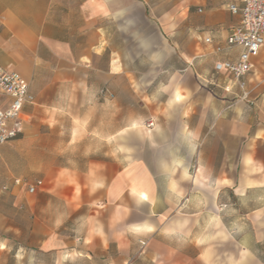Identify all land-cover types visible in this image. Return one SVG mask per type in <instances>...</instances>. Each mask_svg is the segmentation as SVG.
<instances>
[{
    "label": "crops",
    "instance_id": "0c3cea01",
    "mask_svg": "<svg viewBox=\"0 0 264 264\" xmlns=\"http://www.w3.org/2000/svg\"><path fill=\"white\" fill-rule=\"evenodd\" d=\"M230 2L0 0V65L34 95L0 171L86 158L43 160L35 193L0 173V264H264V45L242 98L213 70Z\"/></svg>",
    "mask_w": 264,
    "mask_h": 264
},
{
    "label": "built area",
    "instance_id": "2783aa9c",
    "mask_svg": "<svg viewBox=\"0 0 264 264\" xmlns=\"http://www.w3.org/2000/svg\"><path fill=\"white\" fill-rule=\"evenodd\" d=\"M239 4L230 2L229 11L239 16L238 24L225 40V44L216 45V53H223L233 47L240 48L235 59H217L213 63L216 73H227L232 76L241 91V97L247 98L245 76L253 68V60L259 55L264 45V0H238ZM206 43L212 39L206 37ZM226 92L229 91L224 86ZM102 96H112L106 89L100 90ZM34 103L26 79L16 70L0 65V146L16 138L21 132L25 120V106ZM152 128L154 123L146 124ZM1 158V152H0ZM15 184H23L28 193H35L43 185L41 180L30 181L15 179Z\"/></svg>",
    "mask_w": 264,
    "mask_h": 264
},
{
    "label": "rangeland",
    "instance_id": "374dc122",
    "mask_svg": "<svg viewBox=\"0 0 264 264\" xmlns=\"http://www.w3.org/2000/svg\"><path fill=\"white\" fill-rule=\"evenodd\" d=\"M45 128L46 126H42ZM72 125L68 124L65 125L62 128V133H54V136L58 139H66L68 137L69 130L72 129ZM55 128V127H54ZM51 129V127H49ZM72 144L70 143L69 151L72 150ZM48 160L52 162L54 165H61V164H72L75 162H80L81 160H84L86 158L84 157H72V156H66V157H50V158H42L39 156H32V157H24V156H17L12 158H7L4 161V169L0 171L2 176H5L3 178L2 183H7L9 179H12V177H23V179H39L41 178V162L43 160ZM2 163V160L0 161V164ZM250 207V206H249ZM240 225V222H238ZM262 225H264V222L262 221ZM260 246V245H259ZM258 246V248H259ZM264 246V245H263ZM262 253H260L259 257L260 259H264V251L261 250Z\"/></svg>",
    "mask_w": 264,
    "mask_h": 264
}]
</instances>
